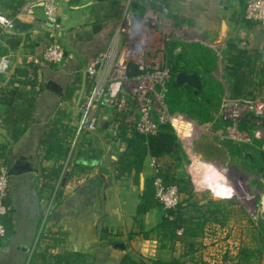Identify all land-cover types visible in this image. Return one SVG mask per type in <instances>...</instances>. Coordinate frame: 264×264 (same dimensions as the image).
I'll return each mask as SVG.
<instances>
[{
    "label": "crops",
    "instance_id": "crops-1",
    "mask_svg": "<svg viewBox=\"0 0 264 264\" xmlns=\"http://www.w3.org/2000/svg\"><path fill=\"white\" fill-rule=\"evenodd\" d=\"M166 3L171 22L184 33L174 42V53L183 59L178 72L200 76L189 70L185 55L190 46L206 50L216 60L213 72L221 69L227 78L225 93L234 99L259 98L264 107V27L245 18L246 0ZM122 6V0L62 4L57 39L66 59L55 65L41 61L52 41L42 4L0 0V12L15 22L0 39V59L11 60L10 70L0 76V160L11 169L25 158L33 167L11 175L0 264H122L125 256L140 264H214L197 247L187 250L184 230H176V236L161 231L168 216L160 205L138 213L146 190L154 189L155 162L163 164L147 155L138 176L133 171L117 177L114 162L130 139L112 138L109 106L95 110L94 130L78 131V102L87 85L84 68L110 44ZM100 176L109 184L105 209L96 184Z\"/></svg>",
    "mask_w": 264,
    "mask_h": 264
},
{
    "label": "built area",
    "instance_id": "built-area-1",
    "mask_svg": "<svg viewBox=\"0 0 264 264\" xmlns=\"http://www.w3.org/2000/svg\"><path fill=\"white\" fill-rule=\"evenodd\" d=\"M38 1L42 4L52 39L41 61L61 65L66 59V50L57 39L61 27L60 6L72 0ZM122 2V14L110 44L84 68L87 85L78 102L81 115L77 122L79 132L92 131L97 123L95 110L102 105L109 106L112 112L109 128L116 140L131 139L136 132L154 134L160 124L168 123L175 128L187 119L177 112L171 113L168 104L173 76L168 48L178 35L184 33L171 22L166 0ZM31 5L27 4L25 8L33 13ZM245 18L264 27V0H246ZM14 27V20L0 12V39ZM10 68V58L2 57L0 76ZM220 119L233 123L237 132L240 131L238 124L242 122L257 126L256 131H250L249 127L241 129L238 134L242 138H249V131L257 139L264 136V110L259 98L225 99ZM188 124L191 130H197L195 121ZM155 168V198L165 212L174 210L182 201L181 189L177 184L165 181L160 175L162 166L158 162H155ZM10 171V166L0 160V238L7 233L3 218L9 212ZM63 178L64 172L57 181V191Z\"/></svg>",
    "mask_w": 264,
    "mask_h": 264
},
{
    "label": "rangeland",
    "instance_id": "rangeland-1",
    "mask_svg": "<svg viewBox=\"0 0 264 264\" xmlns=\"http://www.w3.org/2000/svg\"><path fill=\"white\" fill-rule=\"evenodd\" d=\"M190 47L184 54L189 70L200 74L206 89L196 99L202 104L196 110L192 88L173 93L171 86L169 109L187 119L174 128L184 151L161 169L171 166L165 177L182 192L181 203L169 215L183 218L179 229L184 230L187 250L197 247L206 261L264 264V136L254 138L250 131L257 126L242 122L240 131L250 129L249 138H242L233 123L220 119L223 101L234 99L224 91L227 78L221 69L213 72L217 65L211 53ZM190 121L196 122L197 130L190 129ZM217 179L230 186V197L216 193Z\"/></svg>",
    "mask_w": 264,
    "mask_h": 264
},
{
    "label": "trees",
    "instance_id": "trees-1",
    "mask_svg": "<svg viewBox=\"0 0 264 264\" xmlns=\"http://www.w3.org/2000/svg\"><path fill=\"white\" fill-rule=\"evenodd\" d=\"M176 46L177 44L173 42L170 45V50L167 54L169 59V64L173 72L172 81L170 85V90L172 86L173 93H175L179 89L190 88L187 85H179L176 82L175 76L183 60L181 53L177 55L174 53ZM190 94L195 98L194 104L197 108L194 109L197 110L202 108V104L200 105V103L196 101V99H198L201 96L202 91L200 90L198 93H195L194 90H192ZM170 112L174 113L175 111L170 107ZM183 151L184 149L182 142L175 129L168 123L160 124L158 131L154 134L145 135L136 132L133 138L130 139L127 148L121 152L119 158L114 162V169L117 174V177L131 174L133 173V171H135L136 176H138L142 169L145 157L147 155H151L155 157L156 159L161 161L163 165H165L168 159L178 155L180 152ZM165 170L171 171V166H167L165 169L163 167V170H160V175L163 176L165 181L170 183L165 177L167 175ZM143 198H144V202L140 204L138 208L139 214L146 213L154 205H159L157 199L155 198V190L154 189L152 190V187L149 190H146ZM174 212L175 209L167 212L165 216L168 217L164 219L163 224L160 227L161 231L166 235L176 236L175 234L176 230H178L181 227H184L181 226V224L184 222L181 216L175 218V216L169 215V213L174 214ZM180 221H182V223H179ZM75 255L80 256L79 254H75ZM122 264H140V263L133 260L130 256H125L124 259L122 260ZM165 264H179V262L171 261Z\"/></svg>",
    "mask_w": 264,
    "mask_h": 264
},
{
    "label": "water",
    "instance_id": "water-1",
    "mask_svg": "<svg viewBox=\"0 0 264 264\" xmlns=\"http://www.w3.org/2000/svg\"><path fill=\"white\" fill-rule=\"evenodd\" d=\"M100 28L99 25L94 26V31H97ZM176 82L179 85L186 84L189 87L194 89L195 93H198L202 88V80L199 75L196 73H185L184 71H179L176 73ZM33 167L30 163L27 162L25 158H20L13 166L11 167V175H19L25 172L32 171ZM262 179L264 180V173L262 174ZM96 184L101 186V199H102V205L105 209L107 196H106V189L108 187V181L104 176H100ZM103 229V221L100 223L99 231L102 233Z\"/></svg>",
    "mask_w": 264,
    "mask_h": 264
},
{
    "label": "bare ground",
    "instance_id": "bare-ground-1",
    "mask_svg": "<svg viewBox=\"0 0 264 264\" xmlns=\"http://www.w3.org/2000/svg\"><path fill=\"white\" fill-rule=\"evenodd\" d=\"M210 168H211V166H210ZM211 169L213 170V168H211ZM217 180H218L217 183H215V185L213 186L216 193L219 194L221 197H230L232 189L229 187V185H227L225 182H223V180H221V181H219V179H217Z\"/></svg>",
    "mask_w": 264,
    "mask_h": 264
}]
</instances>
